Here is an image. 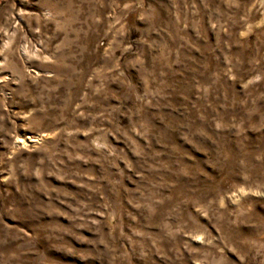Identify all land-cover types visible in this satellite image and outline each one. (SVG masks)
Segmentation results:
<instances>
[{
  "label": "rangeland",
  "instance_id": "rangeland-1",
  "mask_svg": "<svg viewBox=\"0 0 264 264\" xmlns=\"http://www.w3.org/2000/svg\"><path fill=\"white\" fill-rule=\"evenodd\" d=\"M0 264H264V0H0Z\"/></svg>",
  "mask_w": 264,
  "mask_h": 264
}]
</instances>
